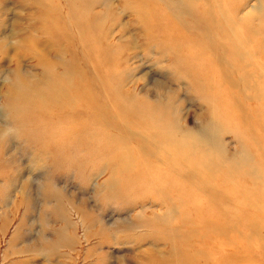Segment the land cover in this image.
<instances>
[{
    "label": "rangeland",
    "instance_id": "rangeland-1",
    "mask_svg": "<svg viewBox=\"0 0 264 264\" xmlns=\"http://www.w3.org/2000/svg\"><path fill=\"white\" fill-rule=\"evenodd\" d=\"M0 264H264V0H0Z\"/></svg>",
    "mask_w": 264,
    "mask_h": 264
},
{
    "label": "bare ground",
    "instance_id": "bare-ground-1",
    "mask_svg": "<svg viewBox=\"0 0 264 264\" xmlns=\"http://www.w3.org/2000/svg\"><path fill=\"white\" fill-rule=\"evenodd\" d=\"M50 21H51V19H50ZM51 24V22L49 23V25ZM47 25L45 24H42V27L43 28H45ZM64 35H65V37L64 38H68L69 40H71L72 38H70V36L67 34V32L65 31L64 32ZM173 39H175V40H177V38H178V34H176L175 36H173L172 37ZM71 43V42H70ZM70 46H71V48H70ZM64 49L66 50H69L70 49V52L72 53L71 54V56L72 57H75L76 58V55L74 56V48H73V46L72 45H69V44H66L65 45V47H62V51L61 52H63L64 51ZM71 49H72V51H71ZM55 83V82H54ZM54 83H53V86H54ZM45 93H46V96H49L50 97V100H53V102H54V100H56V97H57V95L55 96V94H54V92L52 93V91H51V89H49V86H46V88H45ZM51 95H52V97H51ZM63 95V94H62ZM53 96H55V98L53 97ZM47 99V98H46ZM70 101V100H69ZM17 102V101H16ZM56 105L58 106V104L56 103ZM61 107H64L63 105H60ZM159 117V120H162V122H161V124H159V126H157V133H158V135L160 136V138H165V139H167L168 137L166 136V135H168V132H169V129L167 128V124H168V122H166V118H167V116L166 115H163V113H161V114H159L158 115ZM81 133V132H80ZM160 133V134H159ZM78 134H79V132H78ZM163 135V136H162ZM166 136V137H165ZM191 230H192V228H191Z\"/></svg>",
    "mask_w": 264,
    "mask_h": 264
}]
</instances>
